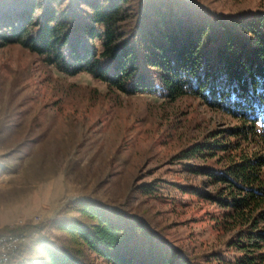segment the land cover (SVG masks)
I'll use <instances>...</instances> for the list:
<instances>
[{"label":"trees","instance_id":"trees-1","mask_svg":"<svg viewBox=\"0 0 264 264\" xmlns=\"http://www.w3.org/2000/svg\"><path fill=\"white\" fill-rule=\"evenodd\" d=\"M8 45L64 76L84 74L125 96L189 95L234 120L175 157L206 179L202 187L153 179L138 190L161 197L169 187L214 203L237 254L218 250L212 260L264 264V13L218 16L189 0H0V48ZM70 207L77 215L18 227L4 264H87L83 248L105 264H195L136 216L88 200ZM49 227L67 236L60 249Z\"/></svg>","mask_w":264,"mask_h":264},{"label":"rangeland","instance_id":"rangeland-1","mask_svg":"<svg viewBox=\"0 0 264 264\" xmlns=\"http://www.w3.org/2000/svg\"><path fill=\"white\" fill-rule=\"evenodd\" d=\"M189 1L218 16L264 13V0ZM235 125L189 95L174 101L125 96L84 74L64 76L17 45L2 47L0 235L63 212L75 216L72 203L88 200L138 217L195 264H217L210 253L218 250L231 259L237 252L226 243L235 230L222 223V209L169 187L161 197L138 189L153 179L202 187L206 179L184 171L175 157ZM48 232L60 249L67 236L53 227ZM83 254L87 264H105L85 248Z\"/></svg>","mask_w":264,"mask_h":264},{"label":"built area","instance_id":"built-area-1","mask_svg":"<svg viewBox=\"0 0 264 264\" xmlns=\"http://www.w3.org/2000/svg\"><path fill=\"white\" fill-rule=\"evenodd\" d=\"M18 237V235L12 233L0 235V260H4V263L8 260L10 248L17 247Z\"/></svg>","mask_w":264,"mask_h":264},{"label":"bare ground","instance_id":"bare-ground-1","mask_svg":"<svg viewBox=\"0 0 264 264\" xmlns=\"http://www.w3.org/2000/svg\"><path fill=\"white\" fill-rule=\"evenodd\" d=\"M20 242H21V239H18V245L20 244ZM18 245H17V247H18ZM17 247H16V248H17ZM13 249H14V248H10V250L8 251V257H9L10 252H11ZM7 261H8V260H7ZM7 261H6V262H7ZM6 262H5V263H6ZM0 264H4V260H0Z\"/></svg>","mask_w":264,"mask_h":264}]
</instances>
